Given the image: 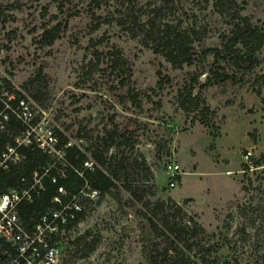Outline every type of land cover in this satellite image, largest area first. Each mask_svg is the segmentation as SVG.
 <instances>
[{
  "label": "rangeland",
  "instance_id": "obj_1",
  "mask_svg": "<svg viewBox=\"0 0 264 264\" xmlns=\"http://www.w3.org/2000/svg\"><path fill=\"white\" fill-rule=\"evenodd\" d=\"M235 1L243 16L264 27V0ZM213 2L0 0V80L23 93L37 116L93 164L88 148L103 137L124 133L131 144L117 151L130 165L125 182L131 189L117 181L112 193L84 201V217L61 234L55 264H149L142 253L146 219L160 221L144 202L157 200L171 212L180 206L176 219L182 224L195 218L204 228L202 242L221 246L222 257L264 264V84L260 94L252 84L255 76L264 78V46L260 63L242 79L201 89L202 109L186 112L177 101L197 75L198 90L203 68H216L203 50L219 46L230 30V18ZM156 6L160 26L167 22L190 34L192 64L174 68L152 42L144 45L140 26ZM57 21L66 24L61 36L40 45L44 26ZM116 51L119 65H113ZM168 162L180 166L174 177ZM150 238L153 246L165 243L164 235ZM87 243L94 249L87 252Z\"/></svg>",
  "mask_w": 264,
  "mask_h": 264
},
{
  "label": "trees",
  "instance_id": "obj_2",
  "mask_svg": "<svg viewBox=\"0 0 264 264\" xmlns=\"http://www.w3.org/2000/svg\"><path fill=\"white\" fill-rule=\"evenodd\" d=\"M109 1L124 4L131 3L133 0H95L97 6H100L102 2ZM213 6L220 15L230 18L231 27L228 33L222 35L219 46L206 47L203 50L202 57H206L207 53L213 55L216 68L210 67L201 70L199 74L205 73V80L199 84L196 92L194 89L199 82L198 75L178 92V105L186 112L202 109L204 99L201 89L227 80H240L260 63L258 52L264 46V27L254 24L249 17L243 16L235 0H214ZM159 9L158 6L153 8L155 13L140 26L141 31L145 32L144 45L148 46L152 42L154 51L161 53L174 68L192 64L195 56L192 52L190 34H186L176 25L167 22L160 26L156 20ZM129 20L137 23V18L133 20L129 16ZM120 23H124L123 20ZM99 25L100 22H97L95 27L97 28ZM65 28L66 24H62L60 21L50 26H44L38 43L51 45L61 36V32ZM193 34L197 35L195 31ZM119 54V51L114 52L113 65L122 63ZM8 83V81L5 82L6 87L12 90ZM252 84L257 86L255 91L260 94V87L264 84L263 76H255ZM14 92L19 96H25L19 91L14 90ZM32 96L38 98L37 93H33ZM130 97L136 105L140 104L136 94H131ZM200 120L204 125L208 124L203 114ZM22 129V123L9 113L6 128L0 130V151L7 141L13 143L14 136L19 134ZM55 133L58 139L56 147L63 148V160L57 159L55 154L46 153L30 144L19 148L21 157L17 162L10 164L6 169L0 168V193L10 188L20 187L22 176H26L30 182L29 173L36 171L38 175H41L42 186L38 193L34 194L31 200H21L17 205L21 225L28 231L33 230L34 224L44 212L59 207L60 204L54 201V197L58 195L57 188L60 185L65 187V193L59 195L62 202L68 201L86 181L92 188L98 190L99 197L112 193L113 188L117 186V181L125 183V187L131 189V186L126 185L125 182L129 176L130 165L125 162L124 155L117 156L119 148L127 144L131 145L129 136L120 133L116 137V134L111 133L89 147L88 150L90 149V155L94 160L92 168L89 169L83 165L84 160L88 159L87 153L75 144L67 145L68 138L59 130H56ZM111 147L117 150L109 154ZM259 161L257 160L256 165L260 164ZM45 168H48V171L43 174ZM77 170H82L83 176L79 175ZM52 176L57 177L56 182L51 180ZM131 192L136 194V190ZM138 199L143 198L138 196ZM144 205L153 210L154 214H158L160 221V224L155 222L151 216H147L146 219L147 229L142 253L149 264H239L238 261L222 257L218 251L221 246L218 244L202 242L204 228L195 218L189 217L188 222L183 224L177 220L179 213H183L180 206H176V210L171 212L165 208V200L145 201ZM84 214L85 210L79 212L77 219L69 223L67 228L79 222ZM151 233H154L155 237L164 235L165 243L162 247L153 246V239L150 238ZM92 249H94L92 243H87V252ZM10 252L11 256H9ZM14 255L15 246L0 239V264H10Z\"/></svg>",
  "mask_w": 264,
  "mask_h": 264
},
{
  "label": "built area",
  "instance_id": "obj_3",
  "mask_svg": "<svg viewBox=\"0 0 264 264\" xmlns=\"http://www.w3.org/2000/svg\"><path fill=\"white\" fill-rule=\"evenodd\" d=\"M9 113L22 123L23 129L14 136L13 143L7 141L0 151V168L6 169L10 164L17 162L21 157L19 148L30 144L63 160V148L56 147L57 135L46 118L38 117L33 104L26 96L17 95L0 80V130L6 128ZM69 144L70 142L67 145ZM249 154L250 152L246 157ZM83 165L91 169L93 162L86 159ZM166 170L170 177H174L180 172V166L175 162H168ZM47 171L48 168H45L43 174ZM77 172L83 176L82 170ZM29 177L30 182L26 176H22L20 187L0 193V205L3 206L0 210V239L15 246V255L10 264H55L62 232L67 229L69 223L77 219L78 213L84 210L83 200L96 198L98 190L86 181L76 194L68 201L62 202L59 195L65 193V187L58 186V195L54 197V201L59 202V207L44 212L34 224L33 230L28 231L21 225L17 205L21 200H31L42 186L41 175L36 171L29 173ZM56 179V176L51 177L53 182H56ZM170 184L174 185V182L171 181ZM11 254L10 252L9 256Z\"/></svg>",
  "mask_w": 264,
  "mask_h": 264
},
{
  "label": "clouds",
  "instance_id": "obj_4",
  "mask_svg": "<svg viewBox=\"0 0 264 264\" xmlns=\"http://www.w3.org/2000/svg\"><path fill=\"white\" fill-rule=\"evenodd\" d=\"M7 198H5V200H6ZM2 208H3V206L2 205H0V210H2Z\"/></svg>",
  "mask_w": 264,
  "mask_h": 264
}]
</instances>
